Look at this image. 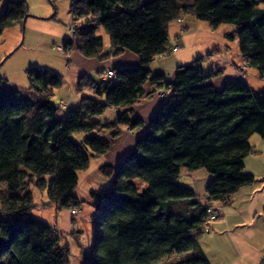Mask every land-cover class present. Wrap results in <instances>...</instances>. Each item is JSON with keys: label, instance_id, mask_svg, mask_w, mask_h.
<instances>
[{"label": "trees", "instance_id": "obj_1", "mask_svg": "<svg viewBox=\"0 0 264 264\" xmlns=\"http://www.w3.org/2000/svg\"><path fill=\"white\" fill-rule=\"evenodd\" d=\"M70 2L72 32L61 45L64 53L75 50L103 60L127 51L138 63L116 67L112 80L79 75L78 104L63 116L50 101L62 85L59 72L28 68L22 90L4 89L0 75V264H70L68 243L61 245L55 227L31 214L29 187L46 188L47 204L76 213L82 204L73 192L77 173L109 150L120 127L144 125L116 167L104 163L98 168L112 178L89 194L96 229L84 264H154L187 253L169 264H210L198 241L210 224H205L207 208L227 205L234 192L254 181L243 172V160L253 149L250 136L264 137V89L253 90L240 78L215 85L218 71H205L202 56L179 64L168 76L149 65L172 52L168 25L191 15L212 28L229 24L243 62L263 74L264 8L257 4L264 0ZM2 5L0 33L20 27L29 16L24 0H3ZM99 28L108 39L106 51L103 37L96 35ZM146 81L169 93L144 123L130 108ZM110 108L117 109L116 115L102 121L100 115ZM78 133L76 140L72 134ZM183 169H202L210 176L204 202L179 182ZM133 178L145 183L144 190L136 189Z\"/></svg>", "mask_w": 264, "mask_h": 264}, {"label": "crops", "instance_id": "obj_2", "mask_svg": "<svg viewBox=\"0 0 264 264\" xmlns=\"http://www.w3.org/2000/svg\"><path fill=\"white\" fill-rule=\"evenodd\" d=\"M176 1L181 5H187V3L190 2V0ZM188 16H180V23L176 21L170 23L173 24V33L170 39L169 32L167 30L169 37L168 43H170L171 46H178V49L174 52L168 53L165 57L156 56L149 65L153 72L156 70L162 71L168 76L171 71L179 66V64L188 63L189 59L193 58L194 55L199 57L203 55L199 53L197 48L195 49V45H192L191 41L189 49L194 48L192 50L193 53L191 54H195L185 55L186 53H183V51L179 53L180 47H185L184 41L189 37V35H191L189 33L186 35L182 30L183 27L187 30L186 21ZM191 17L195 19L193 16ZM230 29L232 30L229 37L234 40L235 31L232 27H230ZM195 40H197V36L196 34L194 36L192 34V42ZM209 46H213L211 47L212 49L210 47L208 48L211 49V51L207 52L209 54L206 53V55L202 57L209 59L208 61L213 60L211 68L218 71V75L215 77L214 81L215 85L220 86L225 78H240L248 84L247 77L251 79L255 76L254 73H249L250 71L254 72L255 70L248 67L241 59L237 44H235L233 49L234 52L232 54L222 53L218 48V45ZM106 50H108V48L104 49V51ZM66 54H68V59L65 62L67 65H65V68L63 69H67L68 63L70 62L75 70L72 75H74L76 79L81 74H86L92 77V74L95 73L97 76L96 80H101V73L108 69L131 66L138 63V57L127 51H123L118 55H111L103 60H98L96 58L88 59L75 50L66 52ZM56 68L51 67L49 69L56 72L58 71ZM236 68H238V70L241 69V71L237 72ZM257 73L259 78L264 79V73ZM256 81L257 80L255 79V83L258 85L259 82ZM61 86L59 89H61ZM249 86L253 90L264 89L260 87L258 89H254L250 84ZM142 89L143 94L137 99L138 102L130 109L133 112V116H138L144 123H147V120L156 113L158 107L165 101V99L162 95L154 94L155 89L148 81L142 85ZM78 96V93L71 92L68 87L67 90L61 94L60 99H58L60 108L62 110H66L69 105L68 102L70 101L72 103H77ZM113 109L117 111L116 108ZM113 109L110 108V110ZM116 111H113L115 112L114 116L117 113ZM114 116L108 120H112ZM145 128L146 125L137 130L128 129V131H126V127H120V135L116 136L111 141L109 150L104 153V155H101V159L99 160L102 163L111 165L112 167L116 166L124 158V156L131 151L136 137L141 134ZM108 133L109 132L107 131L104 132L105 135ZM249 140L253 149L252 152L243 160V172L246 174H252L254 176V181L251 182L250 185L241 186L236 192H234L230 196L227 205H219V208H221V216L217 221L208 224L205 228L206 232H204L198 239L201 249L204 254H206L210 264H263L261 263V259L264 258V137L252 135ZM203 171L194 170V172H186L178 176L179 182L182 185L192 188L200 201L201 198L205 200V185L210 178V176ZM108 184L109 183L105 185ZM33 190L34 189L32 188V191ZM76 214L77 212L72 216L69 212H67L71 222L75 219L74 217ZM54 223L56 222L54 221ZM52 226L57 230L55 225ZM70 237L76 241L75 235H70Z\"/></svg>", "mask_w": 264, "mask_h": 264}, {"label": "rangeland", "instance_id": "obj_3", "mask_svg": "<svg viewBox=\"0 0 264 264\" xmlns=\"http://www.w3.org/2000/svg\"><path fill=\"white\" fill-rule=\"evenodd\" d=\"M24 1L28 6L27 15L29 16L24 21L23 29L21 25L20 27L15 25L0 33V74L5 78V81L2 82V87L4 89L16 88L22 90L27 87L25 77L26 69L33 66L41 68L57 67V72L62 75V86L61 89L58 88L54 91L55 93L50 98V101L57 106L58 115L63 116L68 108L78 103V101L77 103L68 102L69 105L66 110H62L58 103L61 94L65 92L68 87L71 92L77 93V91H75L76 77L72 75L75 72L73 66L69 62L67 69H63L65 65H67L65 62L68 59V54L60 52L55 48L56 46L61 47L65 38L71 37V32L68 29L71 27V2L70 0ZM2 4L3 0L0 1V11L3 8ZM257 7L264 8V5L258 3ZM172 26L173 24H170L167 28L170 39L173 33ZM186 26L187 30H184V33L186 35L188 33L191 35L186 38V42L184 41L185 47L180 44L179 53L183 51V53H186L185 55H194L195 53L191 54L194 48L189 49L191 44L195 45V49L197 48L199 53L203 54L202 56L211 51V47L213 46L209 45H218L222 53L232 54L234 52L233 49L235 44H237V40H232L229 37L232 30L229 24L222 23L216 28H212L209 27L205 21L193 19L191 16H188ZM192 34L193 36L195 34L197 36V40L193 42ZM96 35H101L103 37V46L104 49H107L108 39L101 28L96 31ZM209 47L211 49H208ZM197 57L199 56L194 55L193 58L189 59L188 63ZM208 60L207 58H203L201 62L205 71L211 68V64L213 63V60ZM236 70L237 72L241 71V69L238 70V68H236ZM249 73H254L255 76L251 79L247 77L248 84L254 89H258L259 87L264 88V79L259 78L258 73L255 71H250ZM92 77L97 79L95 73L92 74ZM255 79L257 80L256 82H259L258 85L255 83ZM113 111L116 110L105 109L99 118L101 120H108L114 116L115 112ZM126 131H128V129ZM72 136L76 140H79L81 134H72ZM99 159H101L100 156L91 158L88 166L77 173V184L73 192H75L77 197L82 201V204L77 208V214L73 222L70 221V217L67 215L68 209L64 207L60 208L54 203L47 204L48 196L46 194V188L37 190L33 186L30 187V192L32 188L34 189L32 191V202L34 207L30 210L31 214L49 225H55L57 227V233L61 238L60 244L63 245L67 242L69 248H71L69 258L70 264H84V258L88 257L91 253L90 247L95 237L96 214L90 206V203H88L89 194L91 191L104 187L112 178V176H106L100 172L98 168L104 165V163ZM183 173H186V170H181L180 174ZM132 182L135 184L138 191L144 190L145 183L142 180L133 178ZM203 201V198H201V202ZM54 221L56 223H54ZM70 235H75L76 241L75 239L73 240ZM185 255H171L154 264H169L176 259L185 257Z\"/></svg>", "mask_w": 264, "mask_h": 264}, {"label": "built area", "instance_id": "obj_4", "mask_svg": "<svg viewBox=\"0 0 264 264\" xmlns=\"http://www.w3.org/2000/svg\"><path fill=\"white\" fill-rule=\"evenodd\" d=\"M176 22H181V20L179 18H177V21ZM70 32H72V27H69L68 28ZM184 30V29H182ZM58 51H62V47L60 46H56L55 47ZM178 49L177 46H173L171 48V51L174 52ZM115 76V69L112 68V69H108L106 71H104L103 73H101L100 75V79H103V80H107V79H113ZM169 93L168 90H165L164 88H159L157 90L154 91V94L157 95H162V96H166L167 94ZM207 213H208V216H207V221L205 224H208V223H211V222H215L217 221V219L219 218L220 216V212H221V208H219V206H216V205H210L208 208H207ZM71 215L75 214L74 210L70 212Z\"/></svg>", "mask_w": 264, "mask_h": 264}, {"label": "water", "instance_id": "obj_5", "mask_svg": "<svg viewBox=\"0 0 264 264\" xmlns=\"http://www.w3.org/2000/svg\"><path fill=\"white\" fill-rule=\"evenodd\" d=\"M26 18H27V17L25 16V17L22 19V21H21V27H22V29H23V24H24V21H25Z\"/></svg>", "mask_w": 264, "mask_h": 264}]
</instances>
